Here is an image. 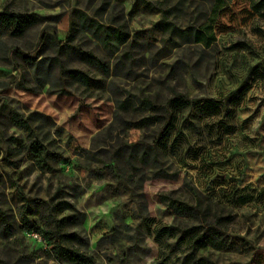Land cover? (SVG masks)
<instances>
[{"label": "rangeland", "instance_id": "rangeland-1", "mask_svg": "<svg viewBox=\"0 0 264 264\" xmlns=\"http://www.w3.org/2000/svg\"><path fill=\"white\" fill-rule=\"evenodd\" d=\"M7 5L40 21L0 39V264H62L27 231L55 225L97 264H264V0ZM76 9L128 41L112 53L69 30ZM194 188L233 214L222 249L192 248L178 229L195 222L160 201L193 202Z\"/></svg>", "mask_w": 264, "mask_h": 264}, {"label": "trees", "instance_id": "trees-1", "mask_svg": "<svg viewBox=\"0 0 264 264\" xmlns=\"http://www.w3.org/2000/svg\"><path fill=\"white\" fill-rule=\"evenodd\" d=\"M39 21L40 16L38 14L16 10L7 5L4 10L0 12V39L4 35H9L10 37H24ZM68 26L69 30L92 34L112 53H117L120 46L128 41V34L122 29L115 28L112 24H103L82 9H76L75 12L71 14ZM193 35L196 42H201L205 38L210 43L211 40L214 39L200 29L196 30ZM50 42H52L50 35H44L40 40V47L46 46L48 43L50 44ZM132 43L133 41L130 45H132ZM127 52L128 51H125L119 58L124 59ZM83 55L86 61L104 69L105 66L102 58L87 51L84 52ZM45 66L50 72H52V68L54 67L58 68L61 73H70L67 67L61 62H46L41 60L36 64L37 70ZM104 70H109V68H105ZM79 73L82 76L79 75L77 77L85 76L83 71ZM28 148L40 167L43 168L47 166L48 156L41 142L35 140L29 144ZM1 155L2 147L0 146V157ZM193 196V202L164 195L160 196V201L170 206L177 217H184L195 222L191 226L178 229L181 239L188 241L192 248L202 249L213 247L222 249L226 245V233L233 221V214L227 211L228 208H226L223 203L203 196L195 188L193 189ZM68 205L70 206V204ZM0 220L1 227L6 233L8 229L11 228V223L7 215L1 210ZM33 229L38 230L37 228H30L27 231ZM169 230L171 233H175L172 227H170ZM43 235L49 244V252L58 262L62 264H97L92 255L80 247L72 245L69 241L70 235L62 230L61 225L48 227Z\"/></svg>", "mask_w": 264, "mask_h": 264}, {"label": "built area", "instance_id": "built-area-1", "mask_svg": "<svg viewBox=\"0 0 264 264\" xmlns=\"http://www.w3.org/2000/svg\"><path fill=\"white\" fill-rule=\"evenodd\" d=\"M28 234L30 237L33 238V240L39 242L45 249H50L49 244L47 240L44 238V235L41 231L39 230H29Z\"/></svg>", "mask_w": 264, "mask_h": 264}]
</instances>
